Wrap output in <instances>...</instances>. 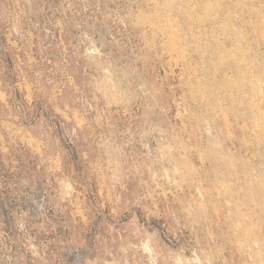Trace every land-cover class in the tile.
<instances>
[{"label": "rangeland", "instance_id": "obj_1", "mask_svg": "<svg viewBox=\"0 0 264 264\" xmlns=\"http://www.w3.org/2000/svg\"><path fill=\"white\" fill-rule=\"evenodd\" d=\"M0 264H264V0H0Z\"/></svg>", "mask_w": 264, "mask_h": 264}]
</instances>
